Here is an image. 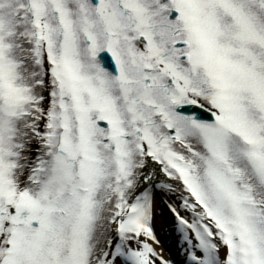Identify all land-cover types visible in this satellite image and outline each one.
Wrapping results in <instances>:
<instances>
[{"label":"snow or ice","instance_id":"6c2138e0","mask_svg":"<svg viewBox=\"0 0 264 264\" xmlns=\"http://www.w3.org/2000/svg\"><path fill=\"white\" fill-rule=\"evenodd\" d=\"M0 264H264V0H0Z\"/></svg>","mask_w":264,"mask_h":264},{"label":"bare ground","instance_id":"6f19581e","mask_svg":"<svg viewBox=\"0 0 264 264\" xmlns=\"http://www.w3.org/2000/svg\"><path fill=\"white\" fill-rule=\"evenodd\" d=\"M169 238V237H168ZM174 239V237H172ZM173 249H174V246H173Z\"/></svg>","mask_w":264,"mask_h":264}]
</instances>
